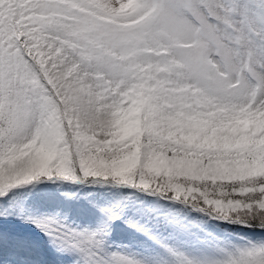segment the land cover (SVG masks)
<instances>
[{
  "label": "snow or ice",
  "instance_id": "snow-or-ice-1",
  "mask_svg": "<svg viewBox=\"0 0 264 264\" xmlns=\"http://www.w3.org/2000/svg\"><path fill=\"white\" fill-rule=\"evenodd\" d=\"M0 264H264V0H0Z\"/></svg>",
  "mask_w": 264,
  "mask_h": 264
},
{
  "label": "rangeland",
  "instance_id": "rangeland-1",
  "mask_svg": "<svg viewBox=\"0 0 264 264\" xmlns=\"http://www.w3.org/2000/svg\"><path fill=\"white\" fill-rule=\"evenodd\" d=\"M126 235L124 234V232L122 231V228L120 226H117L116 230H115V233H114V236H113V239L114 241L116 242H119L121 240H124L126 239ZM2 255H4L5 257H7V253H2Z\"/></svg>",
  "mask_w": 264,
  "mask_h": 264
}]
</instances>
